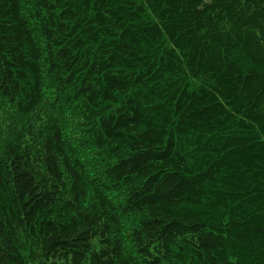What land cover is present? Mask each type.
Masks as SVG:
<instances>
[{
    "label": "trees",
    "instance_id": "16d2710c",
    "mask_svg": "<svg viewBox=\"0 0 264 264\" xmlns=\"http://www.w3.org/2000/svg\"><path fill=\"white\" fill-rule=\"evenodd\" d=\"M0 264H264V0H0Z\"/></svg>",
    "mask_w": 264,
    "mask_h": 264
}]
</instances>
